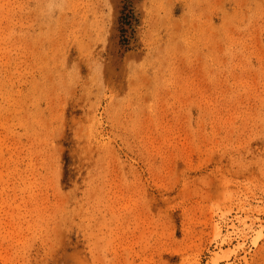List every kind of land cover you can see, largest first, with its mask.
Returning a JSON list of instances; mask_svg holds the SVG:
<instances>
[{
	"label": "rangeland",
	"instance_id": "1",
	"mask_svg": "<svg viewBox=\"0 0 264 264\" xmlns=\"http://www.w3.org/2000/svg\"><path fill=\"white\" fill-rule=\"evenodd\" d=\"M0 264H264V0H0Z\"/></svg>",
	"mask_w": 264,
	"mask_h": 264
}]
</instances>
